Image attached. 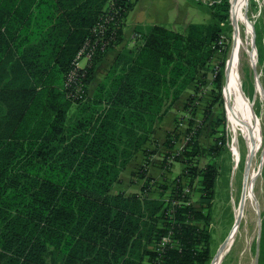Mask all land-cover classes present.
Listing matches in <instances>:
<instances>
[{"label": "trees", "instance_id": "obj_1", "mask_svg": "<svg viewBox=\"0 0 264 264\" xmlns=\"http://www.w3.org/2000/svg\"><path fill=\"white\" fill-rule=\"evenodd\" d=\"M136 1L0 0V264L211 263L212 235L202 226L211 214L193 206L191 188L201 179V196L212 202L218 170L187 165L201 154L194 118L182 151L179 135H167L164 146L179 149L170 159L186 169L167 197L165 188L161 197L151 195L155 184L145 170L138 193L112 190L213 65V84L222 88L224 63L215 70L214 62L229 29L230 1L191 0L211 19L184 33L137 27L141 43L118 54L90 95L96 68L122 41ZM107 16L113 21L96 36ZM88 42L98 52L80 72L85 94L76 96L67 79ZM194 101L184 111L197 116Z\"/></svg>", "mask_w": 264, "mask_h": 264}, {"label": "rangeland", "instance_id": "obj_2", "mask_svg": "<svg viewBox=\"0 0 264 264\" xmlns=\"http://www.w3.org/2000/svg\"><path fill=\"white\" fill-rule=\"evenodd\" d=\"M233 2H236L233 13L236 20L233 18V4L230 1L229 29L221 37L219 45L223 47L220 48L214 62L215 70H219L218 63H224L222 88L219 89L216 84H213L216 73L214 70L212 71L213 65L209 68L207 77L201 80L196 91L185 93L172 107L171 112L158 125L152 142L148 144L147 151L141 153L137 159L135 158L123 174L121 182L114 186L112 193H125L126 195L138 193L141 186L147 181L140 177V174L145 170L147 178H150L155 184L151 195L161 197L162 188H165L167 197L175 188L177 177L184 174L186 170L182 163L170 159L169 155L174 152L179 157V149L169 150L164 146L167 135L171 132L179 135L178 146L182 151L187 141L186 133L189 122L194 118V129H199L196 140L200 146L201 154L192 157V161L187 160L189 163L187 165L190 169L203 171L207 165L215 164L218 170V181L212 202H208L201 196V179H197L191 188L193 206L206 214H211L210 222L202 224L212 235L210 264H214L221 247L235 229L238 209L244 199L246 181V205L241 221L222 255L221 264H264V243H262L264 220V55L262 57L258 44L261 40L264 47V12L259 13V2L257 1L246 0L241 7V0ZM192 9L191 21L189 22L187 19L183 23L185 27L182 26L177 31L184 33L188 29V23L209 22L211 19L210 15L206 13L208 11L205 7L194 8L193 6ZM125 28L126 22L122 41L116 47L129 41L125 34L129 38L130 32L126 30L125 33ZM237 38L240 48L235 56L234 46ZM138 39L140 36L137 34L132 36L131 43L129 41L130 47L133 48L139 41ZM235 60L239 87L249 110L255 115L253 123V133L256 138L255 153H251L248 142L242 138L237 146H234L232 142L230 124L232 97L228 94L227 87L229 71ZM192 97L195 99L193 106L196 107L197 116L192 115L190 110L184 111L183 109L184 104ZM220 140L221 142H219ZM224 141L225 146L222 143ZM217 144L219 147L216 146ZM190 181L189 177L184 180L187 191L190 189L187 186ZM261 250L262 259H260Z\"/></svg>", "mask_w": 264, "mask_h": 264}, {"label": "crops", "instance_id": "obj_3", "mask_svg": "<svg viewBox=\"0 0 264 264\" xmlns=\"http://www.w3.org/2000/svg\"><path fill=\"white\" fill-rule=\"evenodd\" d=\"M241 1L242 5H240V7L244 5L246 0ZM193 6L194 8L197 7L191 0H137L134 8L130 11L126 20L125 33L126 30L129 31L130 37L128 38L127 34H125V36L131 43V37L135 35L136 28L142 26L163 25L177 31V29L182 26L185 27V24L183 25V23H185L187 19L189 22L191 21L190 15L191 12H193ZM190 24L188 23L187 27ZM129 41L124 43L122 46L120 45L119 47L108 51L102 61L98 64L93 80L89 86L90 95H93L97 87L106 78L109 70L115 63L118 54L124 48H132L130 47ZM139 42L141 43V41H137L136 44L138 45ZM100 69H102L101 72H99ZM140 155L141 153H139L137 157ZM132 162L128 165V167L131 166ZM125 171L121 174V179Z\"/></svg>", "mask_w": 264, "mask_h": 264}, {"label": "bare ground", "instance_id": "obj_4", "mask_svg": "<svg viewBox=\"0 0 264 264\" xmlns=\"http://www.w3.org/2000/svg\"><path fill=\"white\" fill-rule=\"evenodd\" d=\"M234 1H237V0H234ZM235 6H236V2H233L232 14L234 13ZM233 18L234 20H236L234 14H233ZM236 41L237 42H235V46H234L235 56L237 55L236 53L238 52L240 48V43H239L238 38ZM236 67L237 66H236V60H235L234 64L231 66L230 71H229L228 87H227L228 94L232 97V104L230 108V124H231V131H232V137H233L232 142L234 146H237L240 141V138H242L248 142L251 153H255L256 138L254 137V133H253L254 131L253 123L255 121V115L251 110H249L246 100L244 98L243 92L239 87V76H238ZM247 180H248V177H247ZM246 191H247V181L245 182V192H244V197H243L244 199H243V202L241 203L240 208L238 209V213L236 217L240 221L242 218V212L246 205V198H247ZM235 231H236V227L230 235L229 242L232 239V236L234 235ZM224 251L218 254L217 259L214 262V264L222 263L221 259H222V255Z\"/></svg>", "mask_w": 264, "mask_h": 264}, {"label": "built area", "instance_id": "obj_5", "mask_svg": "<svg viewBox=\"0 0 264 264\" xmlns=\"http://www.w3.org/2000/svg\"><path fill=\"white\" fill-rule=\"evenodd\" d=\"M206 3H210L212 0H201ZM233 4L234 0H230ZM259 2V13H263L264 9V0H253ZM114 18H109L108 16L99 23L95 28L96 36L102 35L105 31L106 24H110ZM141 39V37H140ZM108 48V43H103L101 46L102 53H106ZM98 50L94 43L88 42L77 54L76 59L73 63V69L68 75L67 86L73 88L76 96H82L85 94L84 84L82 79L80 78V72L84 70L87 66H89L94 58L96 57ZM74 95V97H76Z\"/></svg>", "mask_w": 264, "mask_h": 264}, {"label": "water", "instance_id": "obj_6", "mask_svg": "<svg viewBox=\"0 0 264 264\" xmlns=\"http://www.w3.org/2000/svg\"><path fill=\"white\" fill-rule=\"evenodd\" d=\"M239 223H240V220L237 219V220H236V224H235V227H236V228L238 227ZM229 239H230V236H229V238L225 241V243L223 244V246L221 247L219 253H220V252H223L224 249L227 247V245H228V243H229ZM219 253H218V254H219Z\"/></svg>", "mask_w": 264, "mask_h": 264}]
</instances>
